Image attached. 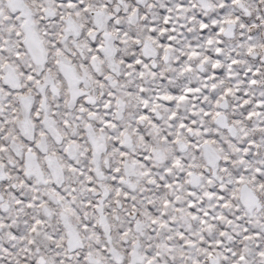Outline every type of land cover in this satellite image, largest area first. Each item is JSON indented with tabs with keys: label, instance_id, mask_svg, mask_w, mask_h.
I'll return each instance as SVG.
<instances>
[{
	"label": "snow or ice",
	"instance_id": "obj_1",
	"mask_svg": "<svg viewBox=\"0 0 264 264\" xmlns=\"http://www.w3.org/2000/svg\"><path fill=\"white\" fill-rule=\"evenodd\" d=\"M0 264H264V0H0Z\"/></svg>",
	"mask_w": 264,
	"mask_h": 264
}]
</instances>
